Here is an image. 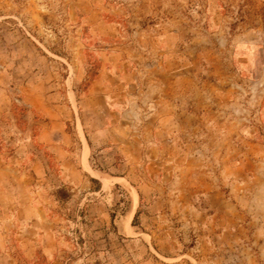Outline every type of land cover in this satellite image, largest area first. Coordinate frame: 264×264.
<instances>
[{"label":"rangeland","instance_id":"1","mask_svg":"<svg viewBox=\"0 0 264 264\" xmlns=\"http://www.w3.org/2000/svg\"><path fill=\"white\" fill-rule=\"evenodd\" d=\"M0 182V264H264V0H0Z\"/></svg>","mask_w":264,"mask_h":264},{"label":"crops","instance_id":"2","mask_svg":"<svg viewBox=\"0 0 264 264\" xmlns=\"http://www.w3.org/2000/svg\"><path fill=\"white\" fill-rule=\"evenodd\" d=\"M3 187H5L6 188V186H3L2 184H1V182H0V196L1 195H4L6 198H9L10 200H12V204H13V207H16V205H17V203H15L14 202V200H13V198H11L12 196H14V197H17L18 196V194H20V193H10L9 191H5L4 189L5 188H3ZM26 195V194H25ZM19 196H24V194L23 193H21ZM20 205L22 206V208H25V209H27V210H29V209H31V211L33 212H37V204H35L33 201L31 202V205H29L28 203H20Z\"/></svg>","mask_w":264,"mask_h":264}]
</instances>
